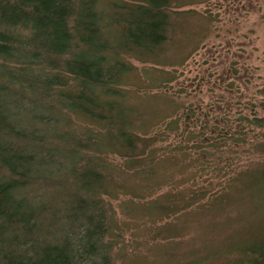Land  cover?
<instances>
[{
  "label": "trees",
  "instance_id": "trees-1",
  "mask_svg": "<svg viewBox=\"0 0 264 264\" xmlns=\"http://www.w3.org/2000/svg\"><path fill=\"white\" fill-rule=\"evenodd\" d=\"M192 1L0 0V264H137L117 261L123 225L112 200L127 197L128 214L156 224L194 204L218 212L235 191L245 195V224L170 264H264L263 163L206 200L204 187L154 196L175 161L231 138L223 126L213 127L218 144L205 124L195 130L191 111L182 122L183 102L168 92L197 48L187 23L195 12L175 10ZM146 90L168 106H140L135 95ZM159 109L162 123L147 124ZM240 120L264 128L262 117ZM168 134L180 138L168 152L182 161L156 144ZM256 145L264 153V141ZM172 230L166 223L151 235Z\"/></svg>",
  "mask_w": 264,
  "mask_h": 264
},
{
  "label": "rangeland",
  "instance_id": "rangeland-1",
  "mask_svg": "<svg viewBox=\"0 0 264 264\" xmlns=\"http://www.w3.org/2000/svg\"><path fill=\"white\" fill-rule=\"evenodd\" d=\"M188 9L195 12L189 15L191 19L187 23L191 34L196 33L197 48L182 65L175 67L178 76L168 84L170 88L164 90L168 89L183 102L179 112L182 122V115L191 111L189 122L196 126L195 130L201 123L205 124L211 128L206 135L215 138L213 141L218 144L213 127L223 126L231 138L219 147L186 150L185 154L189 151L190 154L184 162L175 161V167L165 170V178L158 177L163 181L154 196L171 191L186 196L190 189L204 187L206 200L213 190V193L220 191L226 185L225 181L237 172L264 164V153L256 145L264 141V128L240 120L242 116L264 118V95L260 92L264 87V0H195L175 8ZM180 38L187 42L186 38ZM132 62L137 70L150 66L149 63ZM154 92L138 91L140 95H135V102L146 109L161 108L160 104L168 106L169 101L153 97ZM161 110L154 111L155 116L148 115L146 123L163 119L167 112ZM177 142L180 138L168 134L167 139L156 144L172 158L175 153L168 150L172 151L171 145ZM203 152L208 156L206 161L198 158ZM175 156L180 160L184 157ZM195 158L198 160L194 161ZM230 193L234 194V199L218 212L199 211L194 204L156 224L149 218H142L138 211L128 214L120 206L127 197L112 200L116 217L123 225L121 233L114 238V253H122L117 261L130 258L138 261L137 264H170V260L184 258L189 250L201 251L206 244L221 242L245 224L247 218L245 195L236 191ZM166 223L176 226V231L151 235L152 228ZM167 251L174 252L172 258L165 255Z\"/></svg>",
  "mask_w": 264,
  "mask_h": 264
}]
</instances>
